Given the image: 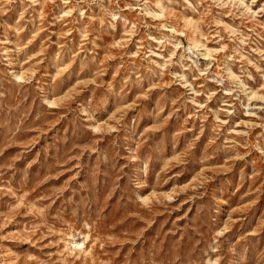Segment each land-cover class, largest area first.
<instances>
[{
    "label": "rangeland",
    "instance_id": "obj_1",
    "mask_svg": "<svg viewBox=\"0 0 264 264\" xmlns=\"http://www.w3.org/2000/svg\"><path fill=\"white\" fill-rule=\"evenodd\" d=\"M0 264H264V0H0Z\"/></svg>",
    "mask_w": 264,
    "mask_h": 264
}]
</instances>
